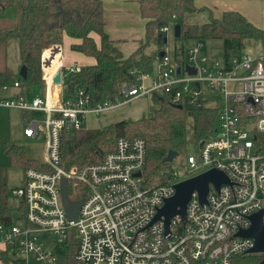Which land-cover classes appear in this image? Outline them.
Instances as JSON below:
<instances>
[{"label":"built area","instance_id":"2783aa9c","mask_svg":"<svg viewBox=\"0 0 264 264\" xmlns=\"http://www.w3.org/2000/svg\"><path fill=\"white\" fill-rule=\"evenodd\" d=\"M169 29L166 25L161 31ZM202 47L203 43L192 47L185 61L184 50L178 49L173 58L165 44L151 81L146 82L149 74H142L115 99H95L84 88L64 99L48 93L32 100L25 94L0 96V110L46 114L43 120L26 121V136L33 138L44 130L46 161L43 168H25L22 185L14 189L24 206L18 217L22 224L0 223V245L10 263L55 264L57 258L45 243L51 240L63 246L70 235L76 239L75 259L80 264H233L243 255H261L264 260V252H251L255 240L238 234L251 227L256 212L263 211L264 223V52H244L229 66L223 58L211 62L201 53ZM61 52L59 44L42 54L48 87L55 84L60 69L61 85L65 75L82 69L78 64L65 67ZM186 64L196 72L189 73ZM10 86L21 88V81L2 88ZM154 95L179 106L217 108L214 130L199 144L197 154L187 157V178L215 168L231 181L220 188L210 183L205 202L195 190L186 217L175 215L169 223L165 217H155L182 180L174 168L159 183L146 179L144 138L120 137L103 160L80 167H65L61 155L64 132L86 126L88 115ZM139 172L141 176L136 175ZM63 178L68 180L69 196L72 187L83 200L76 220H69L63 204Z\"/></svg>","mask_w":264,"mask_h":264},{"label":"trees","instance_id":"16d2710c","mask_svg":"<svg viewBox=\"0 0 264 264\" xmlns=\"http://www.w3.org/2000/svg\"><path fill=\"white\" fill-rule=\"evenodd\" d=\"M141 14L147 19L145 43L132 55L125 57L106 30L103 0H0V11L15 7L18 19L15 23L0 22V87L21 81V89L28 90L43 82L41 57L53 45H62L64 35L78 39L72 49L96 58L95 65L83 66L80 72L65 75L62 84V98L74 97L79 89L88 90L95 99H115L122 89L130 83H137L142 74L154 69V58L147 54L145 46L155 41L162 50L166 34L161 28L166 25L181 24L183 40L223 41L222 58L227 65H233L246 50V41L263 40L264 31L257 28L237 11H224L221 16L211 15L206 22L188 24L184 16L202 11L194 0H139ZM94 34L101 38L100 45ZM11 37L18 38L22 65L28 69L27 78L14 73L5 65L6 45ZM154 109L137 120L131 118L110 123L97 128L82 127L64 132L62 137V162L67 168L83 166L103 160L115 148L118 138L142 137L147 143V160L144 176L147 180L161 182L166 171L171 169L170 161H164L171 150L179 155L186 151L189 140L198 147L214 130L217 123V108L179 106L168 98L152 96ZM193 123L191 139L188 138V121ZM4 151L9 157V165L1 167L0 185V223L10 224L13 215L8 207L6 173L9 167L43 168L44 164L28 157L25 147L16 143L2 141ZM79 200L80 195H74ZM24 210L21 203L20 209ZM68 254L67 264H80L75 259L77 242L69 236L63 245ZM9 263L5 251L0 254ZM261 255H243L233 259V264H260Z\"/></svg>","mask_w":264,"mask_h":264},{"label":"rangeland","instance_id":"374dc122","mask_svg":"<svg viewBox=\"0 0 264 264\" xmlns=\"http://www.w3.org/2000/svg\"><path fill=\"white\" fill-rule=\"evenodd\" d=\"M18 19L17 9L15 7H9L6 10L0 11V22H10L15 23ZM175 21L170 25L171 30L169 31L168 45L170 48V54L174 58L176 51L178 49H184L185 61H189L188 51L196 44L195 40H183L176 39L174 33ZM254 40V39H250ZM257 41V40H254ZM18 38L11 37L6 45L7 56L5 65L14 71H20L22 64L19 53ZM205 44L204 52L209 57L211 62H214L216 59L219 62L222 61L223 53V41L220 39H211L203 40ZM39 86V85H38ZM37 86H34L35 88ZM43 89V86H40ZM37 89V88H36ZM212 94L215 92L210 91ZM154 109V102L150 97H143L132 101L130 104H126L122 107H116L105 111L101 115L90 114L87 117V127L88 128H97L99 126L109 124L119 120L122 116H128L133 120H137V117H141L143 114H149ZM26 113L22 110L13 109L0 111V167L9 165V157L6 155L2 141H8L9 143H17L24 145L26 153L29 157L36 158L40 162L46 161L45 154V142L46 134L44 130L40 132L38 138H29L25 134L26 121L24 120V115ZM33 119L43 120L46 117V114L41 111H33L31 113ZM72 135L73 131H70ZM193 132V123L191 119L188 121V138L191 139ZM199 149L195 147V144L189 140V146L185 152L181 153L173 161L170 162L171 167L175 169L177 175H179L178 180H183L189 176L187 170V157L189 154H197ZM7 181V193H8V207L9 211L14 215V222L16 224H22V220H19L23 213V208L21 206V198L16 196L14 189L22 185L24 179V169L22 167H9L7 168L6 173ZM147 179V177H146ZM149 181V180H148ZM154 182V181H151ZM146 184L145 181L141 182V185ZM0 185H1V169H0ZM45 248L48 251H51L57 258L55 264H67L68 254L66 253L63 246L55 244L53 241L45 243ZM10 264H13L11 262ZM45 264V263H42Z\"/></svg>","mask_w":264,"mask_h":264},{"label":"crops","instance_id":"0c3cea01","mask_svg":"<svg viewBox=\"0 0 264 264\" xmlns=\"http://www.w3.org/2000/svg\"><path fill=\"white\" fill-rule=\"evenodd\" d=\"M194 1L197 6L202 7L204 9L202 11L186 14L184 16V21L188 24L206 22L210 19L211 15L215 17H219L224 11L232 10L241 13L253 25L264 31V0H194ZM103 3H104V14L106 20V30L108 34L113 40L116 41L119 49L121 50V52L125 57L132 55L136 50L140 48V46H142V43L143 44L145 43V39H146L147 19L144 18L141 14L140 1L139 0H103ZM170 30L171 28L169 29V31ZM169 31L165 33L167 37ZM94 37L98 45H100L101 42L100 36L94 34ZM192 40H195L196 42V44L193 47H195L198 43H203V40H197V39H192ZM78 41H79L78 39L70 37L67 34L64 35V40L61 45L62 52H61L60 61L64 64L65 67H69L74 64H78L81 67L95 65L97 63L95 57L86 55L80 51L72 49V44ZM168 41H169V37H168ZM204 49H205V44L203 43L201 53L206 55ZM144 51L154 58V69L151 73H149V77L146 79V82L149 83L151 81L150 78H152L153 75L157 73L158 57L162 54L161 52L162 50L159 48V45L155 41H151L145 46ZM245 52H251L254 54H261L262 52H264V39L257 41L247 40ZM181 59L182 57H180V60ZM54 64H57V61H55ZM6 67L10 69L8 66ZM12 71L14 73H18L20 76V71L19 72L14 70ZM40 86H43V89H41ZM47 93L53 98H61L62 85L52 84L50 87H48L45 79H43L41 85L24 91L23 89L14 86H10L7 89L0 87V96H15L18 94H25L28 100H32L35 97H44ZM150 98L152 99V97ZM212 105L213 104H211L210 106ZM5 110H13V109H2L0 111H5ZM32 112L33 111L29 113L25 112L26 113L24 115L25 121L28 119H33L31 117ZM118 119L119 120L113 121L111 123L128 119V116L127 117L122 116V118H118ZM39 136L40 133L38 134V136L33 138H38ZM23 169L25 170V168ZM13 220H14V215H13ZM1 252H3L2 245H0V254ZM0 264H10V262L9 263L4 262L3 259H1L0 257Z\"/></svg>","mask_w":264,"mask_h":264},{"label":"water","instance_id":"95a60500","mask_svg":"<svg viewBox=\"0 0 264 264\" xmlns=\"http://www.w3.org/2000/svg\"><path fill=\"white\" fill-rule=\"evenodd\" d=\"M174 33L176 38L181 37V24L174 26ZM168 42V37L164 39V43ZM186 69L189 73H195L196 69L189 64H186ZM28 69L26 65H22L20 69V76L24 79L27 78ZM62 82V70L60 69L54 77L55 84H61ZM203 145V141L200 143V147ZM179 156L177 151L171 150L165 157L164 161H173ZM137 176H141V173H137ZM213 183L217 188H220L223 184H231L229 177L218 169L212 168L199 175L184 179L175 184V194L166 199L164 205L159 209L155 220L165 217L166 222L169 223L171 217L181 214L186 217L187 205L192 197V193L196 190L200 194V198L203 202L206 201L207 194L209 192V184ZM63 204L67 211L70 221L76 220L79 216V210L83 200H72L68 193V180L63 178L61 181ZM252 225L248 230L240 231L238 234L243 237H250L255 240V247L251 250L252 253L264 252V223H263V211L256 212L251 215ZM264 264V260L260 263Z\"/></svg>","mask_w":264,"mask_h":264}]
</instances>
